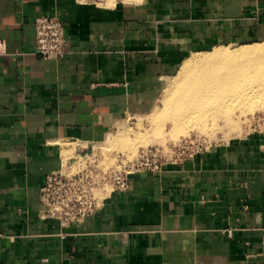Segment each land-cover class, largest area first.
<instances>
[{
    "label": "crops",
    "instance_id": "1",
    "mask_svg": "<svg viewBox=\"0 0 264 264\" xmlns=\"http://www.w3.org/2000/svg\"><path fill=\"white\" fill-rule=\"evenodd\" d=\"M40 14L64 23L63 60L35 51ZM261 39L264 0H0V264H264V131L134 174L80 223L40 200L70 150L153 110L192 53Z\"/></svg>",
    "mask_w": 264,
    "mask_h": 264
},
{
    "label": "built area",
    "instance_id": "2",
    "mask_svg": "<svg viewBox=\"0 0 264 264\" xmlns=\"http://www.w3.org/2000/svg\"><path fill=\"white\" fill-rule=\"evenodd\" d=\"M34 25L36 53L46 59L63 60L67 53L68 39L61 18L40 14L36 16ZM262 131L264 127L253 132ZM217 144L219 142L205 136H189L166 148L160 145L142 147L134 157L117 153L114 165L109 168L101 166L100 156L95 152L98 148H92L89 153H78L68 162V166L47 175L40 188L43 214L58 220L62 226L80 223L101 209L113 192L127 191L131 186L132 175L159 173L166 164H180L196 159ZM227 233L232 236L233 230Z\"/></svg>",
    "mask_w": 264,
    "mask_h": 264
},
{
    "label": "bare ground",
    "instance_id": "3",
    "mask_svg": "<svg viewBox=\"0 0 264 264\" xmlns=\"http://www.w3.org/2000/svg\"><path fill=\"white\" fill-rule=\"evenodd\" d=\"M180 72L187 82L174 89L168 98L166 96L162 110L159 109L154 116L156 137L158 132L162 133L163 121L173 122L175 137L188 128H195L199 135H207L210 129H216L221 123L224 127L232 124L235 109L251 112L258 105L261 107L260 99L264 98V42L215 47L208 55L188 59ZM127 132L126 128L114 130L110 142L127 140ZM133 145L129 144V149H133ZM68 162H64L65 167Z\"/></svg>",
    "mask_w": 264,
    "mask_h": 264
},
{
    "label": "rangeland",
    "instance_id": "4",
    "mask_svg": "<svg viewBox=\"0 0 264 264\" xmlns=\"http://www.w3.org/2000/svg\"><path fill=\"white\" fill-rule=\"evenodd\" d=\"M133 1H143V0H133ZM262 41L263 40L261 39V40H251V41H244V42H235V43H232V45H235V46L236 45H239V46L254 45L256 44V42H262ZM229 44L230 43H221L219 44L220 46L218 45V47L228 46ZM214 49L208 48V49L202 50L204 52L200 51L202 53H199V54L192 53L190 56H192L191 58H199V57L208 55L210 51ZM186 82H187V78L184 77L181 72H179L176 76L169 78L163 92L161 93L156 103L157 105L155 106L153 110H151L149 113L145 115H138L133 118L131 117V115L128 116L127 122L124 126L128 131L127 140H119V141H113V142L108 141L107 143H103L100 145L95 144V148H98L97 151L95 152L98 153V155L100 156L101 166L105 168H109L113 166L115 163L114 158L117 153H123L128 157H134L137 154V152L140 150V148L147 147L150 145H160L166 148L168 145L173 144V143L176 144L180 142L182 139L187 138L189 136H191L192 138H194L195 136H205L207 137V139H210L212 141L219 142V143H222V142L225 143V142H230L234 139L245 137L248 134L252 133L253 131L260 130L264 127V106H263L264 98H261L260 99V101L262 100V102H260V104L262 105L261 107L260 105H258L259 107L257 109L255 108V110H251V112H248L249 110L244 112L240 110L237 111L235 109L234 111L236 112L233 113L234 117H233L232 124H229L224 127L222 126V123H221L220 124L221 126H218L216 129H213V128L210 129V132L207 135L206 134L199 135L198 130H196L195 128H192V129L188 128L184 133H181L180 135H178L179 137L178 136L175 137L173 136V133H175L174 130L176 127L173 124V122L167 120L161 123L162 133L160 135V133L158 132L157 137H156L155 130L157 128V122H155L154 116L156 115L159 109L162 110L164 106L163 104L164 99H167L170 96L169 94H171L174 91V89L180 87L179 85L184 86ZM255 107H257V105ZM170 134L172 135V137H170L171 136ZM161 136L163 137L166 136V138L165 139L160 138ZM150 138L151 139L154 138V139L151 140ZM128 143L135 144V146L133 145V149H129ZM73 151L70 150V153H69L70 156H74V155H77L78 153H81V152L74 153ZM83 152L89 153L91 151H83Z\"/></svg>",
    "mask_w": 264,
    "mask_h": 264
}]
</instances>
